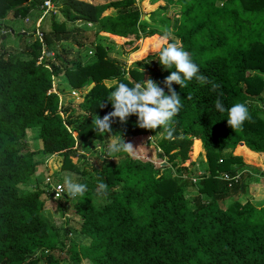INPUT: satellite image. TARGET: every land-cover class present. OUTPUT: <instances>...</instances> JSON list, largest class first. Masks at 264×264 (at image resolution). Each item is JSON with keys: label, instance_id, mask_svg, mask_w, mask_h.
<instances>
[{"label": "trees", "instance_id": "trees-1", "mask_svg": "<svg viewBox=\"0 0 264 264\" xmlns=\"http://www.w3.org/2000/svg\"><path fill=\"white\" fill-rule=\"evenodd\" d=\"M45 1L0 0V40L11 33L6 18H26ZM161 1L165 5L142 20L135 0H51L56 11L49 12L47 27L44 19L33 33H19L16 51L0 42V264H81L82 259L90 264H264V204L235 200L222 207L245 193V183L228 186L219 177L234 175L238 170L232 165L240 162L223 158L220 150L243 142L264 152V121L250 107L264 87V0L149 3ZM110 9L115 13L106 15ZM156 36L168 43L177 39L208 82L194 77L186 86L171 85L182 103L168 125L171 136L164 127L139 128L135 115L125 123L114 119L110 133L123 141L160 135L158 156L167 158L165 165L129 157L91 172L72 165L73 158L86 159L79 153L83 143L104 138L92 120L113 111L107 99L118 82L131 87L148 72L168 94L164 80L175 69L160 66L159 51L129 67L109 57L114 46L108 38L135 51L138 45L131 48L132 43ZM89 52L86 62L79 61ZM213 84L219 88L213 90ZM54 85L87 89L79 111L60 99ZM216 99L226 108L244 103L250 118L231 129L227 113L215 108ZM31 130L42 144L39 151L22 143ZM193 139L205 150L198 164L192 161ZM37 154L60 156V170L87 176L95 185L83 196L62 192L58 199L77 222L66 217L62 226L49 223L43 218V191H21L36 172ZM98 182L107 185L106 196L97 194ZM188 189L196 192L191 200Z\"/></svg>", "mask_w": 264, "mask_h": 264}, {"label": "rangeland", "instance_id": "rangeland-1", "mask_svg": "<svg viewBox=\"0 0 264 264\" xmlns=\"http://www.w3.org/2000/svg\"><path fill=\"white\" fill-rule=\"evenodd\" d=\"M91 1L93 2L98 1V3L101 2V0H91ZM135 2L137 3L139 9L141 10L142 20L145 19L149 13L155 11L158 7L165 5V3L162 1L155 5L150 4L149 0H135ZM114 13L115 12L112 9L105 12L106 15L114 14ZM56 14H57V21L58 22L63 21L64 18L61 17L59 13ZM39 16H40V12L38 11V9H36L32 11L31 14L26 18L16 19L14 20V23L12 25L6 24L7 26L10 27L11 33L6 32V34H4L2 32L3 35L5 36L1 37L0 40V42H3L6 50L16 51L17 49H19L20 41L22 40V37L19 35V33H21L20 31L21 29H24L25 30L24 32L33 33L35 29L39 28L40 21L42 19H45V22H47L46 24L44 23L46 27L47 25H49L48 14L46 15L41 14V16L40 17ZM87 26L91 27L92 25L87 24ZM13 30H15L16 34L12 33ZM108 39L110 43L114 46L113 49L114 51L109 55V57L118 60V62L120 63L121 62L124 63L126 67L132 65V61L136 59L137 60L143 59L148 54L158 51L160 47L166 46V44L168 43L165 39L159 38L158 36L144 40L141 39L138 43H132L133 45L131 46V48L136 47L138 45L137 49L133 51L134 48L126 49L123 46L116 43L115 39L113 38H108ZM170 39H172L170 43H176L179 46L177 39L175 38H170ZM131 50L133 51L132 53L130 52ZM75 51L76 50L74 48L69 56L70 60L75 59L76 57ZM90 56H91L90 52L87 54L82 53L79 55V61L84 63L89 59ZM144 73L145 74L143 76V82L147 81L149 78L154 81V78L151 75H149L148 72H144ZM111 83L112 82H106V85L110 86ZM87 89L72 90L69 87H64V86L61 87L58 85H54V91L60 93V99L64 103H71L73 106H75L76 110H78L77 104L83 101V95L85 94ZM110 136L111 133L108 132L105 134L102 133V137L104 138L101 140L89 138L85 143H83L79 151L80 154L85 155L86 159L78 160L76 158H73L71 159L72 165H75L76 167H80V169L82 167H86L87 170L91 172L93 167H99L104 162H111L114 165H118L122 163L124 160H126L127 157L144 160V161H151L158 166L164 165L166 163V159H167L166 157L158 156V154L161 153L160 149L157 146L161 138L160 135L157 136L141 135L130 139L125 138L124 142L130 143L133 146L134 151L131 153L121 151L119 153L112 154L111 156L107 151V146L110 142L109 139ZM22 143L25 145L28 151H39L40 149H42V144L37 139L35 130L28 131V134L26 138L22 141ZM191 150H192L191 152L192 161L198 164L200 158H202L204 154L205 151L204 147L199 141L193 139L191 142ZM37 160L39 162V165L36 169L35 174L30 178V180L26 184H22L20 186L21 191L28 192L32 189L43 191V194L41 196V200L44 203L43 218L47 220L49 223L56 226H62L66 222V217H68V219L72 220L73 222H77L76 217L71 215L67 216L65 211L66 205H63V203L59 202L58 198H56L54 195V191L56 189L57 190L60 189L59 186L63 183V178L66 173H72L73 174L72 178L74 182L85 184L87 186V189H95V185L91 184L88 181L87 176H79L74 172H71V170H69L68 168L64 170H60L62 167L60 156L54 155L52 157H43L41 154H37ZM176 161L178 162L179 158H176ZM173 168L174 170H176L177 166ZM244 181H245L246 193L239 194L234 198L228 199L225 202V204H222V207H225L226 205L230 204L235 200L241 203H244L246 202V200H248L256 207L262 206L264 204V194L262 193L261 195H257V196L254 195V193L249 191V189L247 188L249 186V179ZM195 195H196L195 190L188 189L186 192V197L188 200H191L192 197ZM81 264H90V263L87 260L82 259Z\"/></svg>", "mask_w": 264, "mask_h": 264}, {"label": "clouds", "instance_id": "clouds-1", "mask_svg": "<svg viewBox=\"0 0 264 264\" xmlns=\"http://www.w3.org/2000/svg\"><path fill=\"white\" fill-rule=\"evenodd\" d=\"M158 51L159 64L166 70L175 69L164 80V85L168 88V94L166 95L164 89L150 78L145 82H133L131 87L123 82H118L114 90L110 91L107 99L113 111L104 115L103 118L95 115V119L92 120V128L95 132L108 133L111 131V122L114 119L125 123L129 116L135 115L139 128L155 130L164 127L168 131V135L171 136L168 125L182 107L181 98L172 89L171 85L186 86L185 82L191 81L194 77L202 83H207L208 80L203 75H198L199 67L192 61L190 54L176 43H167L166 46L160 47ZM218 88L219 85H212L213 90ZM214 105L220 113H227L226 121L231 129L242 127L243 123L250 118L248 108L244 103L238 102L226 108L220 99H216ZM103 106L101 103L100 107ZM109 139L107 151L110 156L121 151L128 153L134 151L133 146L130 143H125L121 135L116 136L114 134ZM72 176V173L65 174L63 183L59 186L60 191L72 198L83 196L87 191V186L74 182ZM97 194L107 195V185L105 183L98 182Z\"/></svg>", "mask_w": 264, "mask_h": 264}, {"label": "crops", "instance_id": "crops-1", "mask_svg": "<svg viewBox=\"0 0 264 264\" xmlns=\"http://www.w3.org/2000/svg\"><path fill=\"white\" fill-rule=\"evenodd\" d=\"M85 1L93 2L91 0H85ZM93 3H98V1L93 2ZM38 11L40 12V16L41 14H44L43 9H38ZM31 12L28 14V16L31 14ZM14 20L16 19H13L10 17L6 18L4 20V24L12 25L14 23ZM43 20L44 19H42L41 21ZM20 31L22 33H25L24 29H21ZM13 33H15V30H13ZM250 107L252 110H256L254 112H258V117H260L264 121V87H263L262 92L260 93L259 99L251 102ZM195 140H198V139H195ZM198 141L202 144L201 140H198ZM220 152L223 158H227L230 156L238 157L240 159V162L233 164L232 165L233 169L238 170L236 173L240 174L241 180L244 178L243 179L244 183H245L244 180L249 179V186L247 187L249 191L254 193V195L256 196L261 195L262 193L264 194V152H259V153L253 152L249 148H247L243 142H238L234 148L223 149V150H220ZM204 155H205V151L202 156L203 159H204ZM219 162H221V159L219 160ZM198 172L199 174H202L200 171ZM226 173L227 172H221L219 174V177H221L222 174H226ZM245 174H247V176ZM245 193H246V187H245Z\"/></svg>", "mask_w": 264, "mask_h": 264}, {"label": "built area", "instance_id": "built-area-1", "mask_svg": "<svg viewBox=\"0 0 264 264\" xmlns=\"http://www.w3.org/2000/svg\"><path fill=\"white\" fill-rule=\"evenodd\" d=\"M42 9H43L44 15L49 14V12L55 13V11H56V8L52 5L51 0H46L42 6ZM37 35L39 38L42 37V33L39 31H37ZM220 178L223 181H225L228 184V186H231L232 182L239 183L241 180L239 173H236L235 175H231V174H227V173L222 174ZM54 195L56 198L59 199V197H61V195H62V192L60 191V189L59 190L56 189L54 191Z\"/></svg>", "mask_w": 264, "mask_h": 264}, {"label": "water", "instance_id": "water-1", "mask_svg": "<svg viewBox=\"0 0 264 264\" xmlns=\"http://www.w3.org/2000/svg\"><path fill=\"white\" fill-rule=\"evenodd\" d=\"M147 18V17H146ZM56 81V78H55ZM93 84L89 86L88 90H90L92 88ZM165 165V164H164Z\"/></svg>", "mask_w": 264, "mask_h": 264}]
</instances>
